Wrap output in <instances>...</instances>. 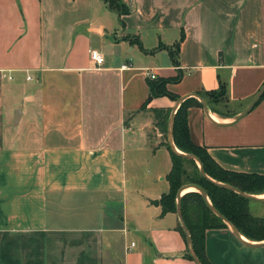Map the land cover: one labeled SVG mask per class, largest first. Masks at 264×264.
Masks as SVG:
<instances>
[{
    "label": "crops",
    "instance_id": "1",
    "mask_svg": "<svg viewBox=\"0 0 264 264\" xmlns=\"http://www.w3.org/2000/svg\"><path fill=\"white\" fill-rule=\"evenodd\" d=\"M124 2L120 17L104 0H0V264H197L178 214L150 202L172 167L156 110L170 123L177 100L151 96L148 69L206 99L188 125L218 164L264 174V99L235 120L264 84V0ZM242 236L208 229L209 260L264 264V240Z\"/></svg>",
    "mask_w": 264,
    "mask_h": 264
},
{
    "label": "trees",
    "instance_id": "2",
    "mask_svg": "<svg viewBox=\"0 0 264 264\" xmlns=\"http://www.w3.org/2000/svg\"><path fill=\"white\" fill-rule=\"evenodd\" d=\"M104 1L120 17L130 12V8L124 0ZM184 38L185 33L183 32L180 40L176 43V53H178ZM181 77L182 74H179L174 79H150L151 96H168L173 100H177V95L167 88V83L179 81ZM204 95L210 101H225L227 99V85L225 82L220 81L218 89L206 91ZM262 99H264V95L260 101ZM192 105L202 106V102L195 97L188 98L181 103L176 112L173 131L174 142L182 152L196 155L212 180L202 175L199 164L195 159L175 153L171 149L170 144L167 143L171 153L172 167L166 176L169 190L164 192L160 198L162 214L177 213L178 191L183 185H197L206 191L211 203L233 222L243 235L251 240H264V217L255 216L251 213L250 202L252 199L246 198L213 181L231 184L247 193L260 194L264 193V174L225 169L212 158L206 147L196 144L191 138L188 125V109ZM145 106L146 103L142 105V108H145ZM162 112L165 114V119L161 123V127L166 133L169 112L156 110L158 115L162 114ZM182 208L197 256L204 264H213L206 253V231L210 228H227L228 225L212 212L203 195L197 190L188 191L182 196ZM177 228L186 237L181 224ZM186 256L193 259L189 248H187Z\"/></svg>",
    "mask_w": 264,
    "mask_h": 264
},
{
    "label": "water",
    "instance_id": "3",
    "mask_svg": "<svg viewBox=\"0 0 264 264\" xmlns=\"http://www.w3.org/2000/svg\"><path fill=\"white\" fill-rule=\"evenodd\" d=\"M263 95H264V84L262 85L260 90L257 92V94L255 95L253 100L248 104V106L242 112H240L238 115L235 116V120H239L240 118H242L246 114L250 113L254 109V107L258 104V102L261 100ZM193 96H195V97L200 99V101L202 102L206 112H208L207 101L199 93H193L191 96H185V97L178 98L176 106L174 107V109H173V111L171 113V117H170V123H169V129H168L169 144H170L171 149L175 153L182 154V155H184V156H186L188 158L195 159L198 162V164H199L200 171H201L202 175L204 177H206L207 179L212 180L210 178V176L207 175V173H206V171L204 169V166H203L202 162L200 161V159L194 154H187V153L182 152L180 149H178V147L176 146V144L174 142L173 131H174V122H175L176 112H177L179 106L181 105V103L183 101H185L187 99V97H193ZM213 181L215 183H217V184H220V185H222V186H224L226 188H229V189L239 193L240 195H242V196H244L246 198H250V199H253V200H261L262 199V198H259L256 195H254V194L244 192L243 190H241V189H239V188H237V187H235V186H233L231 184L220 183V182H217L216 180H213ZM190 187L196 188V190H198L203 195L204 199L206 200V202H207L209 208L212 210V212L214 214H216L218 217H220L227 225H229L238 238L243 239V236H242V233L239 231V229L236 227V225L233 222H231L221 211H219L210 202L208 194L206 193V191L202 187L197 186V185H193V184H185V185H183L178 191V196H177V214H178V217H179V220H180V224H181V226H182V228H183V230L185 232V235H186V238H187V242H188V246H189V250H190L191 255L193 256V259L196 261L197 264H204L200 260V258L197 256V253H196V251L194 249V245H193V241H192V237H191L189 228H188V226L186 224V221L184 219V216H183L182 196L185 194V193H183V191L185 189L190 188ZM150 202L152 204H154V205H157V206L160 203V201L158 199H150Z\"/></svg>",
    "mask_w": 264,
    "mask_h": 264
},
{
    "label": "built area",
    "instance_id": "4",
    "mask_svg": "<svg viewBox=\"0 0 264 264\" xmlns=\"http://www.w3.org/2000/svg\"><path fill=\"white\" fill-rule=\"evenodd\" d=\"M89 55H90V58L96 62L97 65H100L103 63V60H104L103 56L96 50H90ZM122 67L123 68L127 67V64H123ZM147 75L151 79L157 78L156 73L149 69L147 70ZM133 245H134V242L132 243V246Z\"/></svg>",
    "mask_w": 264,
    "mask_h": 264
},
{
    "label": "rangeland",
    "instance_id": "5",
    "mask_svg": "<svg viewBox=\"0 0 264 264\" xmlns=\"http://www.w3.org/2000/svg\"><path fill=\"white\" fill-rule=\"evenodd\" d=\"M168 123H169V115L167 116V126H166V133H165V138H166V143H168V139H167V132H168V129H169V125H168ZM198 191V190H197ZM211 202V201H210ZM252 203L253 204H255L256 205V203L254 202V201H252Z\"/></svg>",
    "mask_w": 264,
    "mask_h": 264
},
{
    "label": "bare ground",
    "instance_id": "6",
    "mask_svg": "<svg viewBox=\"0 0 264 264\" xmlns=\"http://www.w3.org/2000/svg\"><path fill=\"white\" fill-rule=\"evenodd\" d=\"M188 190H196V188H193V187H190V188H188Z\"/></svg>",
    "mask_w": 264,
    "mask_h": 264
}]
</instances>
